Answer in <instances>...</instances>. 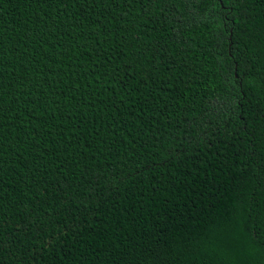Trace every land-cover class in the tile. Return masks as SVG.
<instances>
[{"label":"trees","instance_id":"obj_1","mask_svg":"<svg viewBox=\"0 0 264 264\" xmlns=\"http://www.w3.org/2000/svg\"><path fill=\"white\" fill-rule=\"evenodd\" d=\"M0 264H264V0H0Z\"/></svg>","mask_w":264,"mask_h":264}]
</instances>
